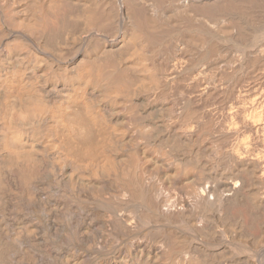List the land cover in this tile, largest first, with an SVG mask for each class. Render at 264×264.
I'll return each mask as SVG.
<instances>
[{
  "label": "bare ground",
  "instance_id": "1",
  "mask_svg": "<svg viewBox=\"0 0 264 264\" xmlns=\"http://www.w3.org/2000/svg\"><path fill=\"white\" fill-rule=\"evenodd\" d=\"M0 264H264V0H0Z\"/></svg>",
  "mask_w": 264,
  "mask_h": 264
}]
</instances>
